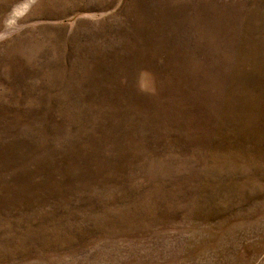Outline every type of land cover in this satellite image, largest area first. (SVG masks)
<instances>
[{
	"label": "rangeland",
	"instance_id": "rangeland-1",
	"mask_svg": "<svg viewBox=\"0 0 264 264\" xmlns=\"http://www.w3.org/2000/svg\"><path fill=\"white\" fill-rule=\"evenodd\" d=\"M117 1L0 0V264H264V0Z\"/></svg>",
	"mask_w": 264,
	"mask_h": 264
},
{
	"label": "crops",
	"instance_id": "crops-1",
	"mask_svg": "<svg viewBox=\"0 0 264 264\" xmlns=\"http://www.w3.org/2000/svg\"><path fill=\"white\" fill-rule=\"evenodd\" d=\"M82 6L80 2H76L75 0H53V3L56 4L57 10L61 13H66L69 11H83L85 13H94L97 10H107V6L116 5L118 3L117 0H82ZM78 4V6H77ZM75 5V6H74ZM80 6V8H79ZM78 7V8H77Z\"/></svg>",
	"mask_w": 264,
	"mask_h": 264
}]
</instances>
